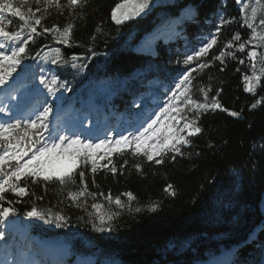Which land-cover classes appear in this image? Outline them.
<instances>
[{
    "label": "trees",
    "instance_id": "obj_1",
    "mask_svg": "<svg viewBox=\"0 0 264 264\" xmlns=\"http://www.w3.org/2000/svg\"><path fill=\"white\" fill-rule=\"evenodd\" d=\"M122 2L88 0L72 16L67 8L63 13L49 8L42 24H55L62 30L71 23V46L57 44L52 34H45L36 37L35 44L30 42V53L40 51L43 56L59 47L64 59L87 57L77 62L87 67L76 70L39 57L28 59L24 64L31 66L36 78L29 75L26 80L42 90L41 69L46 75L58 74L68 82L70 95L80 93L100 100L115 110L113 119L131 124L158 109L157 105L163 106L173 77L190 71L194 98L203 100L200 86H210L209 100L222 89L216 97L222 108L241 114L232 117L222 109L201 113L198 126L202 132L189 137L190 145L182 147V155L173 160L170 154L161 165L143 157L134 159L130 152L119 156L116 150L111 157L95 156L98 171L94 185L88 166V190L105 196L111 192L113 197L131 192L135 197L131 210L123 209L113 220L111 231L94 230L87 213L71 203L67 189L62 191L58 183L29 184V195L22 199L5 193V201L0 203L8 207L7 201H12L16 215L10 220L26 231L27 239L23 242L6 231L5 225L0 226L6 232L0 240V255L11 264H23L15 255L21 252L25 256L32 240L41 251V241L67 250L68 257L55 258V264H74L78 258L89 259V264H264V80L256 93L244 91L243 75L251 74L246 52L237 51L236 58L227 57L223 65L212 60L236 33L242 41L249 37L250 30L242 26L241 7L237 0H151L145 13L117 25L111 13ZM35 7L33 3V10ZM246 12L250 14V9ZM5 16L8 30L21 23L9 13ZM220 18L229 22L220 27L217 44L207 56L185 65V53L198 50L215 34ZM89 47L95 55L89 53ZM241 59L244 64L239 63ZM199 63H209V67L201 70ZM257 100L262 102L252 108ZM108 159L116 165V175L103 167ZM124 159L128 164L121 173ZM136 162L142 165L139 172L132 166ZM76 180L79 186L78 176ZM169 184L174 195L165 191ZM121 199L128 200L123 195ZM102 200L97 195V201ZM93 202L87 197L89 206ZM32 206L61 210L68 222L57 227L29 219L24 213ZM250 235L253 238L245 245ZM35 255L39 256L37 251Z\"/></svg>",
    "mask_w": 264,
    "mask_h": 264
},
{
    "label": "snow or ice",
    "instance_id": "obj_2",
    "mask_svg": "<svg viewBox=\"0 0 264 264\" xmlns=\"http://www.w3.org/2000/svg\"><path fill=\"white\" fill-rule=\"evenodd\" d=\"M87 2L88 0H66V3H61V0H18V3H14L13 0H0V90H4L9 99L15 98L19 91L20 80H26L29 75H32L33 79L36 78L31 72V66L24 64L25 60H35L39 57L50 61L53 65L70 66L76 70L87 67L86 63H77L86 60L87 57L72 55L69 59H64L59 47L50 48L49 52L43 56L40 51L35 52V55L29 51L30 42L35 44L36 37L45 34H52L57 44L71 46L73 27L71 23L61 30L55 24L51 27L45 26L42 21L49 14V8L54 7L60 13H63V10L67 8L69 16H72L78 7L82 8ZM33 3L36 5L34 10ZM237 3H242L240 8L242 26L246 25L250 30V35L242 41L240 33H236L227 41L219 54L212 57V60L219 61L223 65L227 57L235 59L237 51L246 52L251 74L243 75V86L246 93L254 94L258 90V86H261V81L264 80V51H258V49H264V0H252L251 4L237 0ZM150 4L151 0H123L112 9V20L120 25L135 19L145 13ZM248 9H250V14L246 12ZM5 13L19 19L21 23L16 29L8 30ZM228 22L220 18V25L217 26L216 33L211 34L210 38L203 42L198 50L193 49L191 54L185 53L183 63L188 65L194 60H200L207 56L209 50L217 44L220 27ZM7 24L10 25L11 20H7ZM258 28L260 31L257 30ZM249 45L250 48L247 47ZM88 51L95 55L90 47ZM52 52L55 53L54 56H50ZM239 63L244 64L245 60L241 59ZM198 67L203 70L209 67V63H199ZM38 80L39 85L46 90L47 96L60 102L63 101V92L71 90L66 80L61 79L55 73L46 75L43 69H41ZM192 80L190 71L178 73L170 82L167 90L168 96L163 101V106L157 105L158 111L154 108L139 122L138 126L126 130L127 134L120 132L116 137L111 135H105L103 138L85 136L82 140L81 133L78 131L66 133L59 128L50 127L53 103L47 99L27 116L16 114L19 111V105L12 107L7 103L0 105V113L7 116V119L0 121V202L5 201V193L9 192L20 199L29 195V184L43 183L47 185L49 182H55L61 186L62 191L67 189V197L72 204L87 213L94 230L98 232L111 231L113 220L123 209L131 210V201L135 197L131 192L123 193L121 195L128 198L125 202L121 199V195L113 197L109 192L105 196L103 192L97 194L88 190L86 179V172L89 171L88 166L90 165V172L93 174L92 183L94 185L95 174L98 171V161L95 154L88 151L89 149L102 146L111 147L116 149L119 156H125L130 152L134 159L143 157L149 162L161 165L170 154L173 160L177 154L182 155V147L190 145L189 137L202 132L201 127L198 126L201 113L209 109H222L232 117L240 116V112L222 108L219 99L216 98L222 89H218L209 100L210 86L208 88L200 86L198 91L202 93L203 100L194 98L190 87ZM33 88L37 94H44L39 87L33 85ZM57 93L61 95L57 96ZM261 102L257 100L251 107L256 108ZM21 103H23V97ZM164 120H168V123L164 124ZM96 140L98 143L94 142ZM74 145H80L81 148L68 152L67 149ZM52 154H55L58 160L67 162L65 166L45 167L52 159ZM105 156L111 157L112 152L105 153ZM127 164L128 160L124 159L123 164L120 165L121 173L124 165ZM108 165L112 166L108 167ZM132 166L138 172L141 171L140 162H136ZM103 167L113 175H116L118 171L112 159H108V164ZM77 169H79L78 172ZM77 176L79 186H77ZM73 187H76L77 190L73 191ZM165 191L175 194L171 184L165 188ZM97 195L103 200L97 201ZM87 197H91L94 201L90 206L87 203ZM81 198H84L83 201ZM7 203L8 207H4L3 203H0V226L9 223L10 217L16 215L15 208L11 206L12 201H7ZM136 211L139 212L140 209L137 208ZM24 215L29 219L55 223L57 227H62L68 222V218L63 215L61 210L54 211L52 208L39 209L32 206ZM5 236L4 228L0 227V240H3ZM252 238L253 236L250 235L244 244L247 245ZM238 251L239 249H237Z\"/></svg>",
    "mask_w": 264,
    "mask_h": 264
},
{
    "label": "rangeland",
    "instance_id": "obj_3",
    "mask_svg": "<svg viewBox=\"0 0 264 264\" xmlns=\"http://www.w3.org/2000/svg\"><path fill=\"white\" fill-rule=\"evenodd\" d=\"M258 19H259V14H258ZM259 30V29H257ZM23 84L21 90L16 94V96L18 97H23L25 100L28 99V97L30 95L27 94L28 91V86H29V82L26 81L25 82H20L19 84ZM85 90H82V93H84ZM60 93H57V96H60ZM53 97H52V101H53ZM47 100H51L49 98H47ZM93 100V99H92ZM43 102L45 101L44 99L42 100ZM42 102V104H43ZM55 105L58 107L60 105V103H65L64 106V113H63V119L65 121L69 122V127L68 129H63L66 133L70 132V131H78L81 133V130L79 129V127L77 128V123H79V125H83V124H87L90 125L91 127H99L101 125H103V127H107L108 126V120L110 118V113L108 112V110H106L104 108V106L102 105V101L100 100H94V102L90 101V100H85L83 95H81L79 93L78 96H72L69 94V92H63V101H54ZM37 107H40L39 103L36 104ZM158 111V109H156ZM95 112L99 113H104L102 118H98L95 117ZM112 114L114 113V110H112L111 112ZM119 120V118H116ZM164 124L168 123V120H164L163 121ZM134 124V123H133ZM139 122H137L136 124L132 125L133 126H138ZM113 128H117L116 131L114 133H112L113 137H116L118 133L123 132L120 129V126L122 127L121 124H115L112 125ZM111 126V127H112ZM119 127V128H118ZM130 127V129L132 128ZM59 128V127H57ZM61 129V128H59ZM125 129V128H124ZM127 129V128H126ZM62 130V129H61ZM124 134H127L124 133ZM81 139L83 140V138L81 137ZM96 143H98V141H96ZM81 146L80 145H74L72 148H68L67 151L68 152H72L76 149H80ZM83 150V149H81ZM116 149H113L111 147H99V148H94V149H89L88 151H91L95 154V156H99L102 154H105L107 152H112ZM67 162H62L60 160H58L55 156V154H52V159L50 161H48V164L45 165V167H63L65 166ZM19 225L17 223H14L12 221H9V223H7L5 225V230L9 231V232H13V233H19L20 237L23 238V236H25V233L22 231H18ZM36 240H40L39 238H35ZM43 245H47L46 242L42 241ZM44 250L41 251L38 247H36L34 245V242L32 240L29 241V252L24 256V254L22 253H17L16 254V258L19 259H23L24 263L23 264H55V262H53L54 258L56 256H58L60 254L58 248L55 247H50V248H46V246H44ZM36 251L38 252L39 256H36ZM0 264H10L9 262H5L4 259L1 257L0 255ZM76 264H88V262H86L83 259H78L76 261Z\"/></svg>",
    "mask_w": 264,
    "mask_h": 264
}]
</instances>
